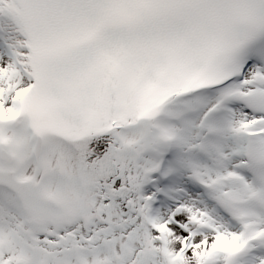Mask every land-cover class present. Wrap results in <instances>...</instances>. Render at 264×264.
Masks as SVG:
<instances>
[{
	"label": "bare ground",
	"instance_id": "bare-ground-1",
	"mask_svg": "<svg viewBox=\"0 0 264 264\" xmlns=\"http://www.w3.org/2000/svg\"><path fill=\"white\" fill-rule=\"evenodd\" d=\"M25 6L26 0H0V150L15 161L0 164V247L5 255L19 253L24 243L34 250L29 240L47 230L54 243L48 248L68 244L73 264L79 263L73 254L77 241L84 254L90 253L85 264H194L203 244L210 245L203 264H240L230 260L243 254L244 244L257 252L250 264H264V246L254 240L264 232V184H249L246 156L258 118L219 92L181 89L149 114L120 123L103 137L106 144L100 137H86L76 146L80 157L82 149L92 158L107 151L93 170L81 172L77 154L62 140L66 135L33 105L38 71ZM261 75L259 67L251 66L237 86L251 93L252 83L264 85ZM212 130L219 133L215 141L206 137ZM37 133L46 148L43 170L34 178L30 153ZM174 138L182 141L183 153L163 175ZM175 170L180 177L164 187ZM207 184L212 186L209 195L202 188ZM121 187L124 198L117 201L114 191ZM250 200H256L252 207L244 204ZM23 203L31 212L23 211ZM43 211L50 217L41 216ZM246 213L253 217L252 229L241 219ZM95 218L100 223H92ZM19 219H29L33 227ZM49 223L50 230L45 228Z\"/></svg>",
	"mask_w": 264,
	"mask_h": 264
},
{
	"label": "flooded vegetation",
	"instance_id": "flooded-vegetation-1",
	"mask_svg": "<svg viewBox=\"0 0 264 264\" xmlns=\"http://www.w3.org/2000/svg\"><path fill=\"white\" fill-rule=\"evenodd\" d=\"M21 208L23 209V211L25 210L23 207ZM47 232L48 231H44V234H41L43 237H36L32 239L33 241L29 240V243L33 245L34 250H28L27 248H25L28 246L24 243L23 246L25 247L22 248V251L20 250L19 253H13V256L11 255L12 257H10L6 256V251L2 247H0V264H38L40 262L42 264H73L74 256H71V252L66 248L68 244L63 247H60L62 245H58V247L53 249L48 248V246L51 247V245H53L54 243L50 240V235ZM67 240L71 241V239L69 238H67ZM38 241L40 242L38 243ZM76 249L78 250H76L75 252L73 250V254L77 255L75 256V258L79 262L76 264H85L87 261H90V253L84 254L82 252L81 242L77 243ZM23 254H27L28 259L26 256H23ZM93 259L95 260V262H98L97 258Z\"/></svg>",
	"mask_w": 264,
	"mask_h": 264
},
{
	"label": "water",
	"instance_id": "water-1",
	"mask_svg": "<svg viewBox=\"0 0 264 264\" xmlns=\"http://www.w3.org/2000/svg\"><path fill=\"white\" fill-rule=\"evenodd\" d=\"M67 141L70 143L68 145H70L71 147H73L76 150V152L78 153V147H76V146H79L78 144L81 143V142H83L84 140L80 141L79 143L76 142L73 139H67ZM73 141H74V143H72ZM45 148H46L45 138L43 136L39 135V134H35L34 135V143H33V146H32L31 153H30V156H31V158L33 160V164H32L33 165V168H31V171L30 172H31V175L34 178L38 177V175L40 174V172L43 170V167H44V151H45ZM82 151L84 152L83 149H82ZM1 156L6 157V160L5 161L4 160H1ZM82 158H83V155H82ZM14 162H15L14 161V158H12L10 155H8L3 150H0V164H4L5 166L8 167L9 165H13ZM49 181H51V180L49 179ZM15 189L17 191H19L20 194L22 193L21 192V189H17V188H15ZM124 190H125V188H122V187L121 188H116V190L114 191V195H113L114 196V199L117 200V201H122L123 198H124L123 197ZM22 202L23 201H20V203H22ZM126 205L128 206L129 209H131L132 206H131V203L130 202L128 204H126ZM20 206L25 209L24 210L25 213L31 212L30 209L28 208V206H26V204L23 203ZM40 215L41 216H48V214H46V211H43ZM48 217H50V216H48ZM51 219L54 220L53 217H51ZM19 220L23 224L27 225L28 227H30V226L33 227V223H31V221H29V219H28V221L21 220V219H19ZM95 221L97 223H100V220L98 218L93 219L92 220V223H94ZM51 226H52V224L49 223V224H47L45 226V228L48 227L47 229L50 230L52 228ZM91 226H92V224H91ZM45 231H47V230H45ZM38 237H43V236L42 235L41 236L38 235Z\"/></svg>",
	"mask_w": 264,
	"mask_h": 264
},
{
	"label": "rangeland",
	"instance_id": "rangeland-1",
	"mask_svg": "<svg viewBox=\"0 0 264 264\" xmlns=\"http://www.w3.org/2000/svg\"><path fill=\"white\" fill-rule=\"evenodd\" d=\"M180 140V139H179ZM18 197V196H17ZM127 206V205H126ZM78 243V241H77ZM215 244L211 245V246H214ZM204 247H198V250L197 252L195 253V256H194V264H203L205 258L208 256V252H207V247L210 246V245H207V244H203Z\"/></svg>",
	"mask_w": 264,
	"mask_h": 264
}]
</instances>
